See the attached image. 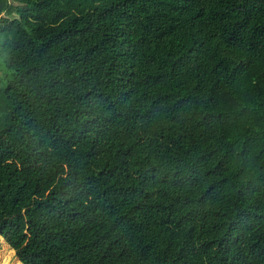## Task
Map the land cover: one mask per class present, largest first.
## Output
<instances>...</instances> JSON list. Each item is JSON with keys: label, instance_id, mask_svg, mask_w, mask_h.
I'll return each mask as SVG.
<instances>
[{"label": "trees", "instance_id": "16d2710c", "mask_svg": "<svg viewBox=\"0 0 264 264\" xmlns=\"http://www.w3.org/2000/svg\"><path fill=\"white\" fill-rule=\"evenodd\" d=\"M0 236L264 264V0H0Z\"/></svg>", "mask_w": 264, "mask_h": 264}, {"label": "rangeland", "instance_id": "374dc122", "mask_svg": "<svg viewBox=\"0 0 264 264\" xmlns=\"http://www.w3.org/2000/svg\"><path fill=\"white\" fill-rule=\"evenodd\" d=\"M0 264H22L0 236Z\"/></svg>", "mask_w": 264, "mask_h": 264}]
</instances>
